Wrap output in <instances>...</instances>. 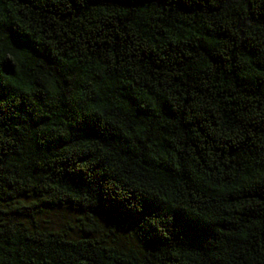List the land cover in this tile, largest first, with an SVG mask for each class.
I'll list each match as a JSON object with an SVG mask.
<instances>
[{
	"label": "trees",
	"instance_id": "obj_1",
	"mask_svg": "<svg viewBox=\"0 0 264 264\" xmlns=\"http://www.w3.org/2000/svg\"><path fill=\"white\" fill-rule=\"evenodd\" d=\"M0 65V264H264V0H0Z\"/></svg>",
	"mask_w": 264,
	"mask_h": 264
},
{
	"label": "rangeland",
	"instance_id": "obj_2",
	"mask_svg": "<svg viewBox=\"0 0 264 264\" xmlns=\"http://www.w3.org/2000/svg\"><path fill=\"white\" fill-rule=\"evenodd\" d=\"M76 218L73 214L63 211H49L42 216L40 222L47 227H60L61 225H73ZM130 242V238L121 237V243Z\"/></svg>",
	"mask_w": 264,
	"mask_h": 264
},
{
	"label": "snow or ice",
	"instance_id": "obj_3",
	"mask_svg": "<svg viewBox=\"0 0 264 264\" xmlns=\"http://www.w3.org/2000/svg\"><path fill=\"white\" fill-rule=\"evenodd\" d=\"M3 70V66L2 65H0V71H2Z\"/></svg>",
	"mask_w": 264,
	"mask_h": 264
}]
</instances>
